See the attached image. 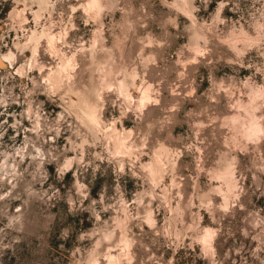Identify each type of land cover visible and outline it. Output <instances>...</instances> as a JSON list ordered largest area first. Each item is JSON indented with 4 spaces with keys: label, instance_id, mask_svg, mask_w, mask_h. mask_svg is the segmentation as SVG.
Here are the masks:
<instances>
[{
    "label": "clouds",
    "instance_id": "9594fccd",
    "mask_svg": "<svg viewBox=\"0 0 264 264\" xmlns=\"http://www.w3.org/2000/svg\"><path fill=\"white\" fill-rule=\"evenodd\" d=\"M0 264H264V0H0Z\"/></svg>",
    "mask_w": 264,
    "mask_h": 264
}]
</instances>
